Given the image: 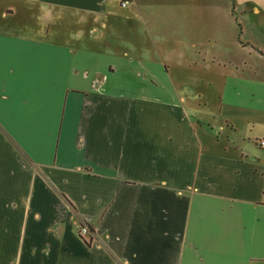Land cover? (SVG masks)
<instances>
[{"label":"crops","instance_id":"0c3cea01","mask_svg":"<svg viewBox=\"0 0 264 264\" xmlns=\"http://www.w3.org/2000/svg\"><path fill=\"white\" fill-rule=\"evenodd\" d=\"M120 2L0 0V264H264V47Z\"/></svg>","mask_w":264,"mask_h":264},{"label":"rangeland","instance_id":"374dc122","mask_svg":"<svg viewBox=\"0 0 264 264\" xmlns=\"http://www.w3.org/2000/svg\"><path fill=\"white\" fill-rule=\"evenodd\" d=\"M188 1L187 4V12L190 13V4H193L198 0H184ZM201 1V0H200ZM209 1V0H203ZM212 1V0H211ZM215 2H219V11L218 16L219 20L214 21L212 25H210L206 20V13L204 18L199 20L198 28H195L193 23L188 22L187 28L188 31L195 32L200 41V46L203 48H208L209 52H213L214 49L217 51V56H221L223 54H232L233 57H241L244 54L241 53L240 48H236V38L239 35L241 26L243 28L242 40L251 39L255 44H260L264 47V0H234L235 1V15H231V7L233 5V0H213ZM203 10H192V16L202 14ZM190 17V15L188 14ZM194 19V17H191ZM197 18V17H196ZM195 18V19H196ZM198 19V18H197ZM241 24L240 26H238ZM256 26H259V29H254ZM217 28L218 36L217 42L212 41H204V38L207 34L214 29ZM196 30V31H195ZM207 40V39H206ZM199 43V42H198ZM253 43V42H252ZM175 44H179L182 47H185L187 50L190 46L189 40H186V43L181 44L175 42ZM186 58H191L192 55L187 56ZM179 63V62H178ZM176 64V63H175ZM180 64V63H179ZM172 65V63H171ZM174 70L177 72H182L183 77L188 79L189 82L187 84H191V82L195 79L202 80L203 76L197 75L193 72L187 73V70H182L180 65H176ZM194 77V78H193ZM185 91V88L183 89ZM222 90V85L220 83H203L199 87V91L202 94L207 95L209 98H219V93ZM186 93H191V89L189 88Z\"/></svg>","mask_w":264,"mask_h":264},{"label":"built area","instance_id":"2783aa9c","mask_svg":"<svg viewBox=\"0 0 264 264\" xmlns=\"http://www.w3.org/2000/svg\"><path fill=\"white\" fill-rule=\"evenodd\" d=\"M122 2H120V4L124 7H127L130 0H121ZM259 144L262 145V147H264V140H260L259 141ZM80 235L81 236H86L89 238V236L92 234L91 232V229L89 227V225L87 223H83L81 226H80Z\"/></svg>","mask_w":264,"mask_h":264},{"label":"trees","instance_id":"16d2710c","mask_svg":"<svg viewBox=\"0 0 264 264\" xmlns=\"http://www.w3.org/2000/svg\"><path fill=\"white\" fill-rule=\"evenodd\" d=\"M234 1V0H233ZM234 4V3H233ZM241 24H239L238 26H240ZM240 28V32H239V37H241V26L239 27ZM238 37V38H239ZM91 232H92V229H91ZM91 238V236H89V239Z\"/></svg>","mask_w":264,"mask_h":264}]
</instances>
